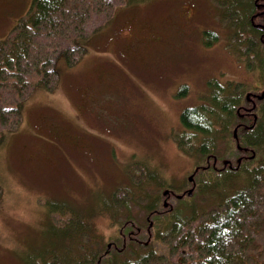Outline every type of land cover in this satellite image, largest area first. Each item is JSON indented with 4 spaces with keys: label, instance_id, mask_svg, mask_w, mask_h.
Segmentation results:
<instances>
[{
    "label": "rangeland",
    "instance_id": "obj_1",
    "mask_svg": "<svg viewBox=\"0 0 264 264\" xmlns=\"http://www.w3.org/2000/svg\"><path fill=\"white\" fill-rule=\"evenodd\" d=\"M31 1L0 0V38ZM217 8L223 7L212 0H126L85 40L74 64L56 60L53 88L33 87L21 102L18 128L0 143V264H28L65 243L55 225L59 213L51 220L52 202L78 218L85 212L93 232L111 238L113 222L127 211L145 221L132 200L127 208L116 201L113 214L108 209L113 188L139 181L136 170L152 173L151 193L156 181L177 192L189 186L197 159L178 143L182 109L207 101L211 77L249 87L262 79L246 44L226 25L229 15ZM205 29L218 40L204 44ZM181 84L186 94L176 96ZM211 198L197 191L192 202L207 207Z\"/></svg>",
    "mask_w": 264,
    "mask_h": 264
},
{
    "label": "trees",
    "instance_id": "obj_2",
    "mask_svg": "<svg viewBox=\"0 0 264 264\" xmlns=\"http://www.w3.org/2000/svg\"><path fill=\"white\" fill-rule=\"evenodd\" d=\"M212 1L223 7L217 8L223 16L229 15L226 25L232 26L237 43L246 44L244 53L251 56L253 70L261 69L262 79L249 87L211 77L207 101L180 112L179 146L197 159L188 182L191 193L184 189L175 194L176 203L164 204L175 190L156 181L158 189L151 193L146 184L152 173L136 170L139 181L113 188L108 209L113 214L116 201L127 208L132 200L143 209L145 221H135L127 211L123 221L113 222L111 238L93 232L85 212L78 218L73 209L52 202L51 220L56 219L52 213H59L54 223L65 243L53 244L28 264H264V0ZM125 3L31 1L0 38V143L18 128L21 102L33 87L56 85V60L74 64L86 49L85 40ZM218 38L211 29L201 34L206 45ZM184 94L181 84L176 96ZM197 191L211 195L209 206L192 202ZM65 213L68 218L61 219Z\"/></svg>",
    "mask_w": 264,
    "mask_h": 264
},
{
    "label": "water",
    "instance_id": "obj_3",
    "mask_svg": "<svg viewBox=\"0 0 264 264\" xmlns=\"http://www.w3.org/2000/svg\"><path fill=\"white\" fill-rule=\"evenodd\" d=\"M191 177V176H190ZM189 193H191V190L189 189V191H188Z\"/></svg>",
    "mask_w": 264,
    "mask_h": 264
}]
</instances>
